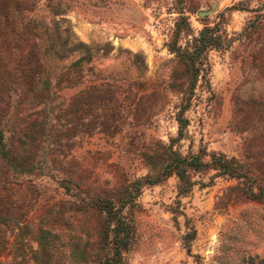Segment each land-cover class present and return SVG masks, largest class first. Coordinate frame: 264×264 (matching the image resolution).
I'll use <instances>...</instances> for the list:
<instances>
[{
  "label": "rangeland",
  "instance_id": "rangeland-1",
  "mask_svg": "<svg viewBox=\"0 0 264 264\" xmlns=\"http://www.w3.org/2000/svg\"><path fill=\"white\" fill-rule=\"evenodd\" d=\"M0 129V264H264V0H0Z\"/></svg>",
  "mask_w": 264,
  "mask_h": 264
},
{
  "label": "trees",
  "instance_id": "trees-1",
  "mask_svg": "<svg viewBox=\"0 0 264 264\" xmlns=\"http://www.w3.org/2000/svg\"><path fill=\"white\" fill-rule=\"evenodd\" d=\"M177 32V31H176ZM190 67V73L194 72L191 63H188ZM194 74V73H193ZM191 74V77L192 75ZM193 83V79L190 80V86ZM185 107V106H184ZM175 122L177 125V138L180 136V132L183 129L184 121L176 115ZM0 161L10 163L13 161L12 157H9V152L5 147L3 131L0 129ZM184 160L176 159L175 164H181ZM187 163L193 167L197 166L196 158H191ZM155 181V180H154ZM97 212L101 215L103 238L108 239L107 243L110 244V256L103 259L102 264H123L121 262V251H124L127 247V238L129 233V227L123 221V218L119 214V210L115 209L109 202H103L101 205H96Z\"/></svg>",
  "mask_w": 264,
  "mask_h": 264
}]
</instances>
